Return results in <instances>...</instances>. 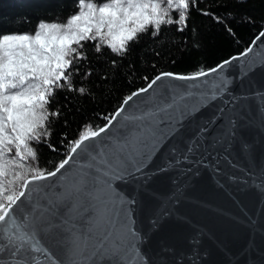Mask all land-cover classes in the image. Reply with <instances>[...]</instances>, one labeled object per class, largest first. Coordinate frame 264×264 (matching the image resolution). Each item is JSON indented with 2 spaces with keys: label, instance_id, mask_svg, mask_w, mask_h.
<instances>
[{
  "label": "snow or ice",
  "instance_id": "obj_1",
  "mask_svg": "<svg viewBox=\"0 0 264 264\" xmlns=\"http://www.w3.org/2000/svg\"><path fill=\"white\" fill-rule=\"evenodd\" d=\"M85 7L66 25L40 23L34 35L0 36V264H152L143 251L147 234L133 228L130 206L136 201L117 192L113 180L135 191L159 173L175 171L186 184L203 169L236 182L234 172L220 165L239 169L233 153L247 160L255 144L244 133L253 127L264 132V91H233L264 71V53L249 59L254 51L249 46L207 71L159 73L125 97L104 126L83 125L51 169L40 167L35 146L48 142L51 118L61 114L49 107L56 91L88 94L74 83L78 61L88 58L85 43L99 37L123 57L129 42H138L149 25L158 35L161 25L184 22L189 0H109L100 6L81 0ZM171 10L178 12L177 19ZM93 50L101 53L102 45L96 43ZM227 69H232L229 76ZM90 75L85 72L84 78ZM150 90L147 108L129 103ZM213 104L214 114L197 122L196 115ZM169 140L175 142L167 160L151 169L162 142ZM252 167L244 183L264 193V165L254 172ZM173 184V196L151 221L153 231L184 192L185 185L176 179ZM191 242L199 243L196 235Z\"/></svg>",
  "mask_w": 264,
  "mask_h": 264
},
{
  "label": "trees",
  "instance_id": "obj_2",
  "mask_svg": "<svg viewBox=\"0 0 264 264\" xmlns=\"http://www.w3.org/2000/svg\"><path fill=\"white\" fill-rule=\"evenodd\" d=\"M90 2L100 6L109 0H83ZM80 6L81 0H0V36L34 35L40 23L64 25L79 13ZM172 18L178 15L173 13ZM262 26L264 0H190L184 22L161 25L158 35L148 26L147 32L138 34V42H129L123 57L107 45L96 53V40L82 42L88 58L78 61L80 75L74 77V83L77 88L82 84L88 94L56 91L49 107L61 114L51 118L48 142L35 146L39 166L51 169L63 159L67 142L77 137L83 125L104 126L105 117L111 116L125 97L146 87L159 73L207 71L248 48ZM85 72L91 75L84 78Z\"/></svg>",
  "mask_w": 264,
  "mask_h": 264
},
{
  "label": "water",
  "instance_id": "obj_3",
  "mask_svg": "<svg viewBox=\"0 0 264 264\" xmlns=\"http://www.w3.org/2000/svg\"><path fill=\"white\" fill-rule=\"evenodd\" d=\"M257 37L249 45L254 49L249 59L257 58V52L264 53V43H261L264 37ZM231 71L227 69L224 75L229 76ZM174 83L183 82L177 80ZM257 90L264 91V71L258 70L251 80L244 81L243 87L237 84L233 89L238 93ZM150 95L151 90L129 103L134 104L137 110L145 109L148 105L144 101ZM215 108V104L204 108L195 120L202 122L210 118ZM252 111L255 113L254 106ZM131 113L132 108H128L126 114ZM189 127L194 128L195 123ZM244 134L255 140L252 157L246 160L234 152L231 159L240 165L239 169L233 170L223 163L220 165L226 173L234 172L238 177L236 182H226L210 170L203 169L186 184L185 178H177L175 171L159 173L149 181L148 187L142 189L137 186L135 191L131 184L113 180L112 187L117 192L136 201L130 206L133 228L147 234L143 251L152 264H264V193L244 183L247 179L245 172L250 165L253 172L264 165V132L253 127ZM174 142H162L151 169L164 164L168 158V147ZM174 179L185 185L184 192L179 202L171 207L172 214L153 231L151 221L174 194ZM194 235L199 239L198 244L191 242Z\"/></svg>",
  "mask_w": 264,
  "mask_h": 264
},
{
  "label": "rangeland",
  "instance_id": "obj_4",
  "mask_svg": "<svg viewBox=\"0 0 264 264\" xmlns=\"http://www.w3.org/2000/svg\"><path fill=\"white\" fill-rule=\"evenodd\" d=\"M190 1V0H189ZM85 5L87 4V3H84ZM81 11H87V9H86V7L85 8H81V6H80V11H79V13L81 12ZM78 13V14H79ZM173 13H176L177 15H178V12H176L175 10H171L170 11V15H171V17H172V15H173ZM77 14V15H78ZM67 24V23H66ZM66 24H64V25H66ZM149 26H151V27H154L153 25H149ZM106 31V30H105ZM96 41H97V43H100L101 45H106V44H104V42L102 41V40H100V38L99 37H97L96 38Z\"/></svg>",
  "mask_w": 264,
  "mask_h": 264
}]
</instances>
